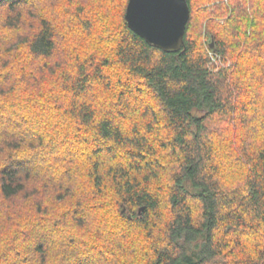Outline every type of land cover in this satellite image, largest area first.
Returning a JSON list of instances; mask_svg holds the SVG:
<instances>
[{
  "label": "trees",
  "instance_id": "16d2710c",
  "mask_svg": "<svg viewBox=\"0 0 264 264\" xmlns=\"http://www.w3.org/2000/svg\"><path fill=\"white\" fill-rule=\"evenodd\" d=\"M211 1L166 52L128 0H0V264H264V0Z\"/></svg>",
  "mask_w": 264,
  "mask_h": 264
},
{
  "label": "water",
  "instance_id": "95a60500",
  "mask_svg": "<svg viewBox=\"0 0 264 264\" xmlns=\"http://www.w3.org/2000/svg\"><path fill=\"white\" fill-rule=\"evenodd\" d=\"M189 17L188 0H128L125 13L132 31L166 52L179 51L184 45Z\"/></svg>",
  "mask_w": 264,
  "mask_h": 264
},
{
  "label": "rangeland",
  "instance_id": "374dc122",
  "mask_svg": "<svg viewBox=\"0 0 264 264\" xmlns=\"http://www.w3.org/2000/svg\"><path fill=\"white\" fill-rule=\"evenodd\" d=\"M220 5V0H212L211 1V8L212 7H215V6H217V5ZM224 20V19H223ZM221 21H222V19H221ZM193 32H196V29H193ZM224 32H226L225 30H224ZM209 36H211V33L210 32H208L207 33ZM207 41L209 42L210 41V37H207L206 38V43H207ZM209 48V47H208ZM209 53H210V55L211 56H214L215 57V62L218 64V65H226V63H230L231 62V60L229 59V58H227V57H221L220 55H217L216 54V50H214V49H209ZM219 56V57H218ZM255 57V56H254ZM250 58H252V57H247V58H245L246 59V61H254V60H251ZM262 61L264 62V57L262 58Z\"/></svg>",
  "mask_w": 264,
  "mask_h": 264
}]
</instances>
